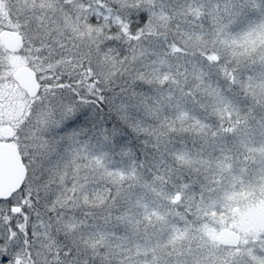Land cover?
I'll return each mask as SVG.
<instances>
[{
  "label": "snow or ice",
  "instance_id": "6c2138e0",
  "mask_svg": "<svg viewBox=\"0 0 264 264\" xmlns=\"http://www.w3.org/2000/svg\"><path fill=\"white\" fill-rule=\"evenodd\" d=\"M0 264H264V0H0Z\"/></svg>",
  "mask_w": 264,
  "mask_h": 264
}]
</instances>
